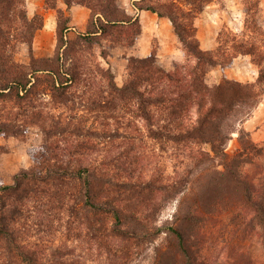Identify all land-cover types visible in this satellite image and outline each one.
<instances>
[{
  "label": "trees",
  "instance_id": "trees-1",
  "mask_svg": "<svg viewBox=\"0 0 264 264\" xmlns=\"http://www.w3.org/2000/svg\"><path fill=\"white\" fill-rule=\"evenodd\" d=\"M141 1L142 6H135L138 11H150L171 21L187 57L194 64L176 65L174 70L166 71L157 64L156 54L151 53L142 59H129V79L122 87L108 74V98L88 99L86 107L101 111L116 109V101H120L134 108L130 120L122 122L115 115L99 116L95 123L102 126L100 131L94 126L73 125L71 120L56 122L46 118L43 121L41 130L49 145L41 149V154L54 159L57 153L70 159L61 165L58 158L51 162L43 157L41 166L18 173L13 184L0 185V264H81L69 258L67 250L60 245L53 250L48 247L57 239L46 241L42 229L52 230L56 221L65 226L67 232L77 231L73 236L77 241L89 239L98 251L107 255L116 251L115 257L122 260L119 264H125L132 254L129 253L131 247L120 248L116 241L132 242L136 250L145 243L152 245L149 264H208L199 263L193 256L188 230L193 228L202 244L217 227L234 225L252 231L255 224L259 228L256 235L264 238V146L258 147L247 133L238 129L260 102L261 93L255 84L224 79L209 86L205 81L208 67H229L231 58L237 55H250L259 61V66L263 59L256 60L254 51L244 49L243 45L231 47V52L219 50L218 55L205 52L193 25L180 22L179 14L183 12L175 2L160 6ZM63 2L67 9L84 5L91 10V20L96 19L97 28L88 34L103 35L116 30L125 35L130 31L119 33V30L133 31L134 28L135 37L141 34L138 19L133 20L121 10L117 0ZM23 6V0H0V96L14 89H23L28 94L27 87L32 84L29 75L35 73H28L26 67L14 59L11 50L15 43L30 45L36 31L43 27L42 22L35 26L28 20ZM65 26L62 30L67 29ZM89 36L87 40L92 41ZM52 72L55 82L59 83L54 88L64 97L67 81H61L56 71ZM65 72L75 78L72 69L65 68ZM263 81L261 65L258 82ZM139 122L146 131L144 135L137 132ZM234 133H239L240 148L232 155L226 150ZM0 134L16 136L21 131L15 121L8 118L0 121ZM53 137L59 141L49 142ZM82 138L87 140L85 145L79 142ZM92 138H101V144H110L116 149L108 151L105 160L110 159L108 164L117 161L119 168H127L128 177L118 179V174L108 169L106 163L100 168L72 166L71 160L84 155L83 147L90 149V155L98 153L99 144L90 145ZM145 139L162 143L163 149L169 143L174 144L178 151L176 158H183L178 163L186 165L185 171L177 169L172 177L162 175L161 178L155 177L154 171L146 174L152 161L150 156H143ZM127 194L136 195L135 209L137 205L149 206V211L126 213L123 207L129 204ZM177 197V212L169 221L158 225L155 220L159 217L161 203ZM97 216L104 217L109 227ZM32 232L41 237L38 242L29 244L23 235ZM162 235L166 236L168 245L156 243V238Z\"/></svg>",
  "mask_w": 264,
  "mask_h": 264
},
{
  "label": "rangeland",
  "instance_id": "rangeland-1",
  "mask_svg": "<svg viewBox=\"0 0 264 264\" xmlns=\"http://www.w3.org/2000/svg\"><path fill=\"white\" fill-rule=\"evenodd\" d=\"M147 3L155 2L158 5H167L175 2L181 7L182 12L179 14L180 22H186L193 25L196 38L200 47L205 52L218 55L219 50L232 51L231 47L244 46V49H251L263 62L260 64L264 67V0H145ZM22 7L29 21L36 26L38 23L43 27L36 31L32 42L29 44H14L11 48L14 59L26 67L28 73L35 71L32 77V84L27 87L29 90L26 94L23 89H14L5 96H0V121L11 118L19 126L21 134L3 135L0 134V185L13 184L15 175L22 171H31L35 166L43 164V157L53 162L58 158L59 164L68 161L67 157H62L54 153V159L41 154V149L49 145L41 130V125L46 118L55 120L60 119L73 121V125L81 124V127L94 126L96 130H103L102 126L95 123V118L99 116L111 117L112 115L127 121L134 116V108L117 102L116 109H95L94 107H86L88 99L103 96L108 98L109 80L107 75L111 74L113 80L118 87H122L129 79V59L145 58L151 53H155L157 64L166 71L174 70L176 65H193L194 62L189 60L182 44L179 42L175 34L174 27L168 18H162L168 21L170 30L162 27L159 36L166 40L168 44L166 50L162 49L161 41L158 35L152 33L146 35L139 42L143 33V25L138 11L135 6H142L144 2L141 0H117V6L127 13L130 10L133 20L138 19V27L141 34L135 37L136 28L132 30H119L120 32L130 31L128 34H118L116 30H110L107 34H88L93 32L97 25L91 20L92 12L84 5L80 6L87 9L90 13L85 30L78 27H72L71 10L66 8L63 0H23ZM160 8V7H159ZM150 12V11H149ZM152 13V12H151ZM189 13V14H187ZM154 14V13H153ZM66 21H68L66 23ZM17 23L16 25H18ZM156 24L150 22V25ZM66 25V26H65ZM67 29L62 30L63 27ZM156 29V28H155ZM97 31V30H96ZM91 35L93 40H87ZM175 37L176 42L171 40ZM132 40H135L132 43ZM136 43L143 45L150 44L151 53L145 57L129 56L131 51H136ZM174 45V46H173ZM140 47V46H139ZM9 49V48H8ZM171 49H173L171 51ZM59 59V63L57 60ZM232 62L229 67L214 66L208 67L205 81L209 86L221 83L224 79L236 81L243 84L257 85L258 92L261 93L260 102L251 111L245 121L238 125V129L248 134L250 141L257 144L258 147L264 146V81L259 84L261 65L259 61L250 55H237L231 58ZM61 70L58 72V65ZM66 69H72L75 78L65 72ZM48 70V71H45ZM63 82H66V95L60 96V93L54 88L59 86L55 82L54 74ZM39 71V72H38ZM72 79V80H70ZM32 86V87H31ZM101 91L103 93H101ZM62 92V91H60ZM69 98V99H68ZM68 99V100H67ZM71 100V102H69ZM85 118V119H84ZM84 120V123H81ZM80 121V123H79ZM45 125V124H44ZM138 131L141 135L146 133L142 123L138 124ZM112 128L110 127L109 130ZM114 131V130H112ZM239 133H234L232 139L227 145V152L235 154L240 148L238 141ZM71 141L74 139L70 138ZM90 145L99 144L97 146L98 153L91 154L89 148L84 149V155L71 160L74 167L92 166L102 167L101 164L106 163L108 169H112L118 174V179L128 177L126 169L119 168L117 161L109 163V152H114L110 144H101L100 139H91ZM49 142L59 141L57 137L48 140ZM86 139L79 140L80 144L85 145ZM143 145V156L151 157V168L145 173H154L155 177L161 178L162 175L172 177L178 169L179 172L185 171L184 164L178 163L183 158H176L178 151H175V145L169 143L163 149L162 143H156L149 139H145ZM76 141V143H79ZM61 147L64 141L61 140ZM208 149V146H204ZM142 153V152H141ZM38 160V162H36ZM115 160V159H113ZM111 160V161H113ZM127 167V166H126ZM154 171V172H153ZM159 176H157V174ZM130 175V174H129ZM128 179V178H127ZM112 195H118L111 193ZM128 206H125L126 213L132 214V211L138 212L149 211L148 207L137 205L134 208V194H127ZM177 198L168 199L161 203L158 210V225H162L169 221L177 212ZM105 227L110 224L106 222L104 217H96ZM156 218V217H155ZM249 219V217H247ZM109 222V221H108ZM42 236L47 239H57L54 244L48 247L53 250L59 245L66 249L68 257L77 259L81 264H119L122 260L115 257V253L111 255L105 254L104 251H98L94 242L85 239L78 241L73 237L77 231L67 232L65 226L59 222H55L52 230L43 227ZM84 230H82L83 232ZM259 228L252 226V231H244L241 227L228 226L217 227L204 239L205 243H200L196 237L194 229L188 230L189 245L192 248V254L199 263L208 264H264V244L263 239L259 238L256 233ZM264 235V231H263ZM41 235L37 232L23 235L27 243L31 244L40 240ZM120 248L127 246L129 248L130 257L125 264H149L152 260V245L143 244L139 250L134 249L132 242L116 241ZM158 245H168L166 236L162 235L156 238ZM115 248V247H114ZM134 249V250H133ZM115 250V249H114ZM127 249H124L126 252ZM151 257V258H150Z\"/></svg>",
  "mask_w": 264,
  "mask_h": 264
},
{
  "label": "crops",
  "instance_id": "crops-1",
  "mask_svg": "<svg viewBox=\"0 0 264 264\" xmlns=\"http://www.w3.org/2000/svg\"><path fill=\"white\" fill-rule=\"evenodd\" d=\"M127 13L128 15L131 16L130 10L127 9ZM69 15L71 17V25L74 28L75 26L78 27L80 30H85L86 26H87V21L89 18V11L83 7L80 6H75L72 7ZM139 18L141 19V23L143 25V33L140 36L139 42H141L142 38H145L146 35H148L149 33L152 35L156 34L159 36L160 30L162 27H167L170 30V26L167 20L159 18L156 14H153L149 11H142L139 14ZM150 22H153L156 24V27H154V25H150ZM156 28V29H155ZM75 29V28H74ZM160 41H161V45H162V49L166 50L167 46L165 44H168L166 40L162 39L161 36H159ZM171 40H175V37H171ZM176 42V41H174ZM140 43H136V46L134 48H137V50L135 51H131V53H129V56H139V57H145L147 55H149L151 53V46L150 44L148 45H143L141 47V45H139ZM140 46V47H139ZM174 46V45H173ZM173 49H171L172 51Z\"/></svg>",
  "mask_w": 264,
  "mask_h": 264
}]
</instances>
